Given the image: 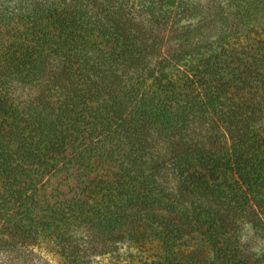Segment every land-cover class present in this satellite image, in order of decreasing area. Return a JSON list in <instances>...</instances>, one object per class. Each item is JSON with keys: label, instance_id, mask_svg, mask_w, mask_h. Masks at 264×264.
<instances>
[{"label": "trees", "instance_id": "obj_1", "mask_svg": "<svg viewBox=\"0 0 264 264\" xmlns=\"http://www.w3.org/2000/svg\"><path fill=\"white\" fill-rule=\"evenodd\" d=\"M207 2L0 0V264L48 229L68 264H264V0Z\"/></svg>", "mask_w": 264, "mask_h": 264}, {"label": "rangeland", "instance_id": "obj_2", "mask_svg": "<svg viewBox=\"0 0 264 264\" xmlns=\"http://www.w3.org/2000/svg\"><path fill=\"white\" fill-rule=\"evenodd\" d=\"M204 4H208L209 0H200ZM205 20V19H203ZM200 24V23H199ZM203 24V22H202ZM198 26L193 23L192 26ZM211 26V25H210ZM213 25L204 27L203 33L195 38V41H204L209 39L213 34L217 33ZM76 168L72 165L63 166L44 180L43 189L41 191V202L44 207L50 206L63 198H69L73 195L75 189ZM242 239L256 253L264 254V238L256 235L248 227H242ZM40 252L43 258L50 264H68L59 253L58 248L53 240L51 230H46L40 238Z\"/></svg>", "mask_w": 264, "mask_h": 264}]
</instances>
